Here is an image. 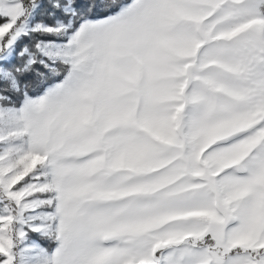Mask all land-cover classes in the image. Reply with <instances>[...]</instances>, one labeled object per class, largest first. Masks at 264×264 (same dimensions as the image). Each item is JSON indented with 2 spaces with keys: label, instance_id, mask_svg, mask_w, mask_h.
<instances>
[{
  "label": "snow or ice",
  "instance_id": "snow-or-ice-1",
  "mask_svg": "<svg viewBox=\"0 0 264 264\" xmlns=\"http://www.w3.org/2000/svg\"><path fill=\"white\" fill-rule=\"evenodd\" d=\"M0 264H264V0H0Z\"/></svg>",
  "mask_w": 264,
  "mask_h": 264
},
{
  "label": "rangeland",
  "instance_id": "rangeland-1",
  "mask_svg": "<svg viewBox=\"0 0 264 264\" xmlns=\"http://www.w3.org/2000/svg\"><path fill=\"white\" fill-rule=\"evenodd\" d=\"M33 239H39L35 234H33Z\"/></svg>",
  "mask_w": 264,
  "mask_h": 264
}]
</instances>
